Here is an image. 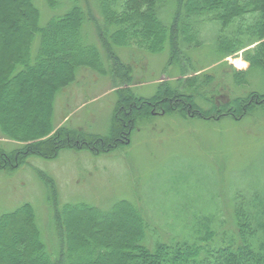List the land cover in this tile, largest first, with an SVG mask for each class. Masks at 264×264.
Listing matches in <instances>:
<instances>
[{
	"label": "trees",
	"instance_id": "16d2710c",
	"mask_svg": "<svg viewBox=\"0 0 264 264\" xmlns=\"http://www.w3.org/2000/svg\"><path fill=\"white\" fill-rule=\"evenodd\" d=\"M45 1L54 13L41 24L34 0H0V129L6 138L23 143L11 152L0 147V168L13 169L32 154L52 159L61 147L112 151L154 109L190 112L201 119H239L257 108L264 111V92L245 88L250 72L264 78V0H94L100 21L91 15L89 0ZM91 22L116 63L115 47L135 46L152 54L168 48L170 65L200 49L211 31L219 60L242 53L248 63L246 70L231 73L246 92L226 93L223 102L213 91L203 98V89L215 80L202 71L159 83L149 98L121 90L109 135L57 129L50 120L56 97L76 81L79 70L106 74L103 54L87 33ZM193 63L194 72L202 70ZM247 197L225 209L230 218L224 219V210L210 223L202 218L192 222L190 236L181 235L185 225L171 231L172 219L158 221L164 229L157 228L153 217L127 200L108 209L55 202L47 230L34 206L25 203L0 215V264H264V188H252Z\"/></svg>",
	"mask_w": 264,
	"mask_h": 264
},
{
	"label": "rangeland",
	"instance_id": "374dc122",
	"mask_svg": "<svg viewBox=\"0 0 264 264\" xmlns=\"http://www.w3.org/2000/svg\"><path fill=\"white\" fill-rule=\"evenodd\" d=\"M34 2L41 12V24L46 23L54 12L47 8L45 0ZM89 2L91 15L100 21L95 1ZM88 29L103 54L106 74L79 70L76 81L56 97L50 120L57 129L109 135L112 124L116 126L114 110L121 90L149 98L159 83L184 80L202 71L215 80L210 88L203 89V98L213 91L217 101L223 102L226 93L231 97L244 95L248 85L264 92V78L254 71L248 74L245 88L237 87L232 69L246 70L248 63L239 66L233 62L243 60L242 53L219 60L211 31H207L200 49L168 65V48L152 54L135 46L115 47L119 58L116 63L105 52L92 22ZM37 41L36 38L35 45ZM192 60L197 69L203 67L201 71L191 69ZM182 70L186 72L183 75ZM127 75L131 76L129 82ZM199 104L210 107L206 101ZM21 144L6 138L0 129V147L4 151L19 149ZM50 151L52 154L53 148ZM252 188H264L263 110L257 108L239 119L230 115L201 119L190 112L168 114L154 109L143 115L130 138L112 151L95 153L85 147H61L52 159L32 154L13 169L1 167L0 215L31 203L47 230L50 205L55 202H87L108 209L127 200L153 217L157 228L164 226L158 221L172 219L171 231H180L185 225L186 232L181 235L190 236L194 233L192 222L198 224L202 218L210 223L211 217L212 221L221 218L233 203L248 199ZM224 215V219L230 218L227 210Z\"/></svg>",
	"mask_w": 264,
	"mask_h": 264
},
{
	"label": "bare ground",
	"instance_id": "6f19581e",
	"mask_svg": "<svg viewBox=\"0 0 264 264\" xmlns=\"http://www.w3.org/2000/svg\"><path fill=\"white\" fill-rule=\"evenodd\" d=\"M233 62H235L237 65H239V66H245L246 65V61H243V60H241V59H236L235 61H233Z\"/></svg>",
	"mask_w": 264,
	"mask_h": 264
}]
</instances>
